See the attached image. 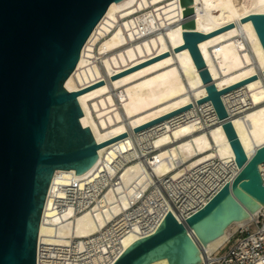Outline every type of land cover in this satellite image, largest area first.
Wrapping results in <instances>:
<instances>
[{
  "label": "bare ground",
  "instance_id": "obj_1",
  "mask_svg": "<svg viewBox=\"0 0 264 264\" xmlns=\"http://www.w3.org/2000/svg\"><path fill=\"white\" fill-rule=\"evenodd\" d=\"M257 13H264V0L111 2L64 82L68 91H79L81 125L102 143L206 96L195 62L180 47L182 32L206 34ZM197 46L215 89L264 70V51L249 19L203 38ZM245 97L254 107L237 113L236 101ZM221 100L250 156L264 144V75L223 92ZM237 170L221 122L204 100L100 146L93 164L80 174L55 169L38 241L49 250L47 258L55 247L81 250L86 242L95 244L94 235L113 222L107 231L114 229L120 252L152 233L165 212L180 219L188 208L205 203L204 196L229 182ZM69 193L88 198L71 206ZM59 201L66 203L61 209ZM263 207L231 222L205 246L196 244L199 263L235 232L250 227ZM103 260L97 255L91 264ZM148 264L168 262L163 258Z\"/></svg>",
  "mask_w": 264,
  "mask_h": 264
},
{
  "label": "water",
  "instance_id": "obj_2",
  "mask_svg": "<svg viewBox=\"0 0 264 264\" xmlns=\"http://www.w3.org/2000/svg\"><path fill=\"white\" fill-rule=\"evenodd\" d=\"M119 0H0V264H35L41 213L55 169L87 170L97 149L209 100L229 141L238 172L200 209L179 222L167 211L156 229L135 240L111 264H198L199 249L234 220L264 203L259 165L264 144L247 156L221 100L229 89L264 75L261 70L220 90L202 61L198 42L249 19L264 51V13L209 33L182 32L208 94L102 143L80 123L79 91L64 82L109 4ZM202 247V246H201Z\"/></svg>",
  "mask_w": 264,
  "mask_h": 264
},
{
  "label": "built area",
  "instance_id": "obj_3",
  "mask_svg": "<svg viewBox=\"0 0 264 264\" xmlns=\"http://www.w3.org/2000/svg\"><path fill=\"white\" fill-rule=\"evenodd\" d=\"M237 113L248 111L254 107L250 98L245 97L244 100L236 101ZM237 111V110H236ZM212 113V112H211ZM155 152L151 150L150 153ZM262 181L264 183V163L262 165V170H259ZM238 172V170H237ZM236 172V174H237ZM235 174V175H236ZM233 176V178L235 177ZM233 178L230 180L232 181ZM228 183L222 182L219 186L213 188L208 194L204 196L206 202L201 205L197 204L188 208L183 215L180 214V219H178L172 212L173 216L177 221L182 222L193 212L200 209L207 201L225 184ZM163 194L167 197L168 190L162 187ZM102 190L98 193V195ZM88 195L83 196H74L72 193L68 195V202L71 206H77V202L80 200L84 201ZM47 197V196H46ZM46 200V199H45ZM93 201L88 202L84 206L91 205ZM45 204V203H44ZM66 203L60 201L57 203L58 208H62ZM44 209V208H43ZM176 210V207H175ZM43 212V211H42ZM166 213V212H165ZM164 213V215H165ZM163 215V217H164ZM42 218V213H41ZM40 218V222H41ZM113 223V222H112ZM112 223L105 226L101 233H96L95 244L85 243V247L81 250L74 248L73 246H66L65 249H60L55 247L51 252L52 255L47 258V252L49 251L45 244L38 241L39 233L36 243V255H35V264H91L95 256L101 255L104 260L100 264H111L113 260L122 252L118 251V245L113 230H108ZM40 225V224H39ZM107 231V232H106ZM60 247V246H58ZM100 248V250H98ZM199 264H264V207L260 209L257 214V218L252 222V227H249L244 230H238L235 232L220 248H218L214 253L210 255L205 254V258L201 260Z\"/></svg>",
  "mask_w": 264,
  "mask_h": 264
},
{
  "label": "rangeland",
  "instance_id": "obj_4",
  "mask_svg": "<svg viewBox=\"0 0 264 264\" xmlns=\"http://www.w3.org/2000/svg\"><path fill=\"white\" fill-rule=\"evenodd\" d=\"M250 227H252V223H251ZM248 228H249V227H248Z\"/></svg>",
  "mask_w": 264,
  "mask_h": 264
}]
</instances>
